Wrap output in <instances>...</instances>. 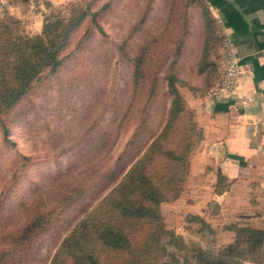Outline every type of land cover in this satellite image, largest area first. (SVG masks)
I'll return each instance as SVG.
<instances>
[{"label": "trees", "instance_id": "obj_1", "mask_svg": "<svg viewBox=\"0 0 264 264\" xmlns=\"http://www.w3.org/2000/svg\"><path fill=\"white\" fill-rule=\"evenodd\" d=\"M183 1L185 18L175 35H170V28H175L172 23L177 21L178 0H166V16L161 25L150 31L132 54L126 53L131 64L128 99L113 113L107 128L96 137L91 136L93 142L86 151L91 159L101 154L102 166L97 161L93 168L89 167L91 171L83 169L85 173L76 177H71L70 171L57 173L50 184L34 192L26 206L29 213L24 221L6 234L9 245L0 250V264H19L21 250L90 193L106 188L97 202L66 231L48 264H176L179 260L176 250H190L196 264H240L243 259L262 256L264 228L236 225L233 241L212 250L196 243L188 246L180 233L164 223L162 202L179 197L189 172V157L197 130V122L179 84L183 82L192 91L204 94L218 83L221 72L213 55L221 44L222 35L207 0ZM195 1L202 25L201 43L193 65L201 79L199 85L181 77L189 32L185 25L188 5ZM150 9L148 1L131 26V33L143 26ZM89 12L90 3L85 6L78 2L66 17L59 14L46 17L41 30L33 34L18 30L19 19L13 15L0 18V126L3 133L8 132L9 114L24 96L40 87L74 51L91 40L93 32L87 25ZM91 18L96 21L95 14ZM82 24L85 31L75 40ZM123 38L119 43L121 49L127 45L128 35ZM161 86V96L168 97L169 101L164 120L155 132L153 113ZM134 111L135 130L125 148L110 163V157H105L116 140L111 131L115 127L118 134L119 125ZM146 132H150L149 138L144 137ZM139 144L143 145L142 151ZM224 179L219 173V186ZM190 219L200 222V229L206 226L199 215H191ZM185 261H188L187 256Z\"/></svg>", "mask_w": 264, "mask_h": 264}, {"label": "rangeland", "instance_id": "obj_2", "mask_svg": "<svg viewBox=\"0 0 264 264\" xmlns=\"http://www.w3.org/2000/svg\"><path fill=\"white\" fill-rule=\"evenodd\" d=\"M151 9L146 13L143 26L131 33V26L138 20L147 2ZM83 2L89 5L87 17L88 27L93 36L91 40L74 51L61 67L45 78L46 81L24 96L18 106L9 114L6 121L8 132L3 133L0 126V250L6 248L8 238L6 234L17 227L25 219L32 200V195L40 187L50 184L51 178L60 172H69L71 177L85 173L83 169L91 171L93 164L99 161L102 166V156L91 159L86 151L92 145L91 136L107 128V123L113 113L126 103L130 94V63L126 53L132 54L138 43L146 38L150 31H155L166 16V0H32L31 5L41 4L43 15L37 16L35 6H30L16 15L8 9V5L0 6V18L13 15L19 19L18 30L26 33H36L42 28L44 19L52 14L68 16L73 4ZM177 21L172 23L170 35H175L184 20V1L178 0ZM95 12V13H94ZM96 21L92 20L94 16ZM99 23L100 27L97 26ZM171 25V27H172ZM189 32L186 34L185 51L182 57L184 70L181 77L184 81L199 85L200 76L195 73L194 62L201 43V15L198 3L188 5L187 22ZM216 27L220 28L218 23ZM38 29V30H37ZM85 26L77 29L75 40L82 36ZM128 35V43L124 49L119 43ZM123 46V44H121ZM220 46L213 57L220 67ZM156 100L153 113L152 129L157 132L160 121L169 98L161 96L163 86ZM186 105L195 119V109L188 101L195 96V91L189 89L185 83L179 84ZM188 96V97H187ZM135 111L131 117L122 122L119 133L114 130L111 135L116 136L115 144L105 159L109 156L111 163L125 148L128 139L134 132L136 122ZM197 122V120H196ZM201 127L197 122V130L193 139V148L189 157V172L182 183V190L176 201L162 202V213L165 226L180 233L186 244L192 246L197 243L196 237L200 233L211 235L207 226L201 227L200 222L190 219L195 215V167L190 171L191 158H195V144L200 139ZM145 138L150 137L146 132ZM142 151V144L137 145ZM137 148V151H138ZM83 157V159H80ZM92 166V167H91ZM89 167H91L89 169ZM96 167H98L96 165ZM93 170V169H92ZM95 175V174H94ZM107 189V188H106ZM96 190L90 193L74 209L59 220L31 244L19 252V264H48L58 243L67 230L89 210L106 191ZM209 205L208 209L214 210ZM207 215V218H209ZM203 229V230H202ZM201 238H203L201 236ZM205 247L212 248L206 239H202ZM179 258L176 264H196L190 256L191 251L176 250ZM187 256L188 261H185Z\"/></svg>", "mask_w": 264, "mask_h": 264}, {"label": "crops", "instance_id": "obj_3", "mask_svg": "<svg viewBox=\"0 0 264 264\" xmlns=\"http://www.w3.org/2000/svg\"><path fill=\"white\" fill-rule=\"evenodd\" d=\"M31 1L10 0L8 9L22 15L35 6L42 18L46 8ZM207 2L216 21H221L220 30L231 37L242 69L236 93L215 85L188 100L202 133L190 163L191 172L195 167V214L212 233H200L203 238L195 240L202 248L215 250L233 241L236 225L264 228V0ZM219 173L225 177L222 186ZM210 204L214 210L208 209ZM261 254L240 264H264V242Z\"/></svg>", "mask_w": 264, "mask_h": 264}, {"label": "built area", "instance_id": "obj_4", "mask_svg": "<svg viewBox=\"0 0 264 264\" xmlns=\"http://www.w3.org/2000/svg\"><path fill=\"white\" fill-rule=\"evenodd\" d=\"M10 0H0V6L6 5ZM221 27V21H217ZM221 44H220V76L217 87L229 92L236 93L239 87V78L242 73L240 56L236 52L235 45L228 33L221 29ZM262 175L264 176V167L262 169Z\"/></svg>", "mask_w": 264, "mask_h": 264}, {"label": "water", "instance_id": "obj_5", "mask_svg": "<svg viewBox=\"0 0 264 264\" xmlns=\"http://www.w3.org/2000/svg\"><path fill=\"white\" fill-rule=\"evenodd\" d=\"M222 150H223V148H222Z\"/></svg>", "mask_w": 264, "mask_h": 264}]
</instances>
